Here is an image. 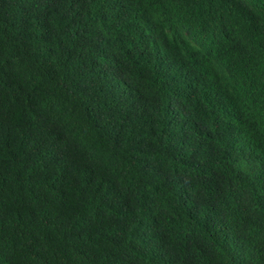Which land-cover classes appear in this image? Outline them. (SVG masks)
<instances>
[{
    "label": "trees",
    "instance_id": "obj_1",
    "mask_svg": "<svg viewBox=\"0 0 264 264\" xmlns=\"http://www.w3.org/2000/svg\"><path fill=\"white\" fill-rule=\"evenodd\" d=\"M0 256L264 264V0H0Z\"/></svg>",
    "mask_w": 264,
    "mask_h": 264
},
{
    "label": "clouds",
    "instance_id": "obj_2",
    "mask_svg": "<svg viewBox=\"0 0 264 264\" xmlns=\"http://www.w3.org/2000/svg\"><path fill=\"white\" fill-rule=\"evenodd\" d=\"M136 3L138 4L139 0H136ZM94 101H95V97L79 96V95L73 96V98H71L69 101L68 110H69V112H71L73 105L75 107L79 108V107L86 105V104H92V106L94 107L95 106ZM104 123L106 124V121ZM70 127H75V124L73 123V125ZM97 130L100 131L101 135H103L104 132L107 131V128L104 127V124H101V125L97 126ZM77 131H78V129H77ZM99 155L104 156L103 153H100ZM99 162L103 164V163H107L108 161L106 159H101V160H99ZM0 259H3V257L0 256Z\"/></svg>",
    "mask_w": 264,
    "mask_h": 264
}]
</instances>
